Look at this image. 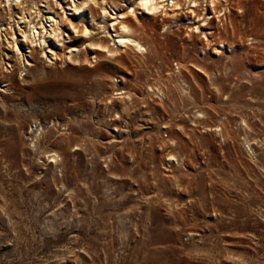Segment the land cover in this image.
<instances>
[{"label":"rangeland","instance_id":"1","mask_svg":"<svg viewBox=\"0 0 264 264\" xmlns=\"http://www.w3.org/2000/svg\"><path fill=\"white\" fill-rule=\"evenodd\" d=\"M179 1L0 0V264H264V0Z\"/></svg>","mask_w":264,"mask_h":264},{"label":"bare ground","instance_id":"2","mask_svg":"<svg viewBox=\"0 0 264 264\" xmlns=\"http://www.w3.org/2000/svg\"><path fill=\"white\" fill-rule=\"evenodd\" d=\"M4 1L6 3L8 0H4ZM134 1L136 2V6H137L136 10H142V11L143 10H147L148 12L154 14L157 11L162 13L163 11H165V10H163V8H166V9L169 8V11L171 12V15H169V16H171V17H172V15H176V14H172L175 10L178 11V9L181 8V4H180L181 1H179V0H170V2H169V0H134ZM183 2H185L188 5V7H187L188 8V14H189L188 20L191 19L190 17H192V20L195 21V18L197 19V18L200 17V14H198L196 12L197 10L195 9L198 6V3H199L197 0H184ZM214 2H216V1L215 0H209L207 3L212 8L213 7L212 5L214 4ZM134 11L135 10H133L131 13H133ZM164 14H166V12H164ZM116 17L117 18L114 19L115 21H114V24L112 25V28L114 29V33H116V37H115V40H114L115 44L118 47L120 46L121 48H123V47L131 48L132 50L136 51L139 54L141 52H144L145 51V47H143V45H142L143 43L140 42L139 37H137L136 34H135L138 31L139 28L137 27V28L134 29L133 27H131L128 24L127 20H125V17H123V16L116 15ZM127 17H128V15H127ZM208 19L209 18H205V17L203 18L202 21L204 22V24L202 26H205V25L207 26V25L210 24L209 23L210 19H209V21H208ZM199 29H200L199 27H195L193 29V30H195V34L196 33H198V34L202 33V32H200ZM34 31L35 30L33 28L32 29L33 34H34ZM87 32H88V30L86 29V33ZM202 34H204V36L202 35L203 38L207 39V34H205V33H202ZM93 46H95L96 50H100V51L101 50H107V47H104V45H102V44H95ZM107 52L109 53L110 56H115L116 55V53H112V51L110 52V50H107ZM151 88L152 87H150V89ZM160 94H161V92H160Z\"/></svg>","mask_w":264,"mask_h":264}]
</instances>
